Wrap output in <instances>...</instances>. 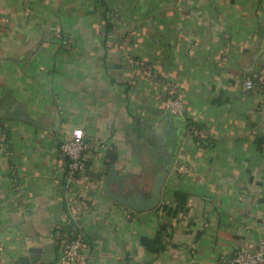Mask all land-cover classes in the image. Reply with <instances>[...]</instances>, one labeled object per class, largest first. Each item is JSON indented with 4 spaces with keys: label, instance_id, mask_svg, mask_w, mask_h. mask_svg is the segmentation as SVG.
Returning <instances> with one entry per match:
<instances>
[{
    "label": "crops",
    "instance_id": "1",
    "mask_svg": "<svg viewBox=\"0 0 264 264\" xmlns=\"http://www.w3.org/2000/svg\"><path fill=\"white\" fill-rule=\"evenodd\" d=\"M72 232L84 264H231L264 238V0H0V264H55Z\"/></svg>",
    "mask_w": 264,
    "mask_h": 264
},
{
    "label": "built area",
    "instance_id": "2",
    "mask_svg": "<svg viewBox=\"0 0 264 264\" xmlns=\"http://www.w3.org/2000/svg\"><path fill=\"white\" fill-rule=\"evenodd\" d=\"M246 87L252 86V81H246ZM164 108L172 115H183L184 104L177 94L176 84L173 81H165ZM190 136L199 144L206 136L202 128L195 124L187 126ZM87 143L80 137H72L59 143V152L65 159L66 183L85 168L84 152ZM86 242L81 232L66 234L63 238L55 264H84V249ZM231 264H264V238L257 242L254 249L238 247L233 250L230 257Z\"/></svg>",
    "mask_w": 264,
    "mask_h": 264
},
{
    "label": "water",
    "instance_id": "3",
    "mask_svg": "<svg viewBox=\"0 0 264 264\" xmlns=\"http://www.w3.org/2000/svg\"><path fill=\"white\" fill-rule=\"evenodd\" d=\"M28 254H21L18 256V264H29L32 262H36L38 259V254L36 253L35 248H30Z\"/></svg>",
    "mask_w": 264,
    "mask_h": 264
},
{
    "label": "trees",
    "instance_id": "4",
    "mask_svg": "<svg viewBox=\"0 0 264 264\" xmlns=\"http://www.w3.org/2000/svg\"><path fill=\"white\" fill-rule=\"evenodd\" d=\"M189 124H193V123H188V125ZM159 234H158V236H156V238H154V239H152V240H150V239H148V238H142V241L149 247L150 245H149V241H151V242H153L155 245L157 244V243H159ZM162 246V244H159L158 245V247H161Z\"/></svg>",
    "mask_w": 264,
    "mask_h": 264
},
{
    "label": "rangeland",
    "instance_id": "5",
    "mask_svg": "<svg viewBox=\"0 0 264 264\" xmlns=\"http://www.w3.org/2000/svg\"><path fill=\"white\" fill-rule=\"evenodd\" d=\"M245 84H246V82H245ZM246 86V85H245ZM248 88V87H247ZM189 134V133H188ZM189 136H190V134H189ZM191 137V136H190ZM195 143L196 144H198L196 141H195ZM203 144V141H201L198 145H202Z\"/></svg>",
    "mask_w": 264,
    "mask_h": 264
}]
</instances>
